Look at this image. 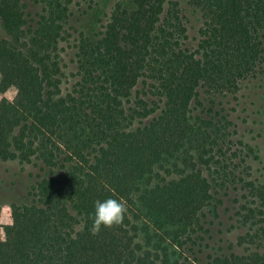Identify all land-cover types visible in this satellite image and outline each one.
<instances>
[{"label":"trees","instance_id":"16d2710c","mask_svg":"<svg viewBox=\"0 0 264 264\" xmlns=\"http://www.w3.org/2000/svg\"><path fill=\"white\" fill-rule=\"evenodd\" d=\"M187 2L195 49L177 2L121 0L79 34L64 89L74 0H0V161L48 172L33 204L0 206V264H264L255 150L218 102L263 71L264 0ZM108 198L124 217L93 235ZM228 202L242 233L204 256Z\"/></svg>","mask_w":264,"mask_h":264},{"label":"rangeland","instance_id":"374dc122","mask_svg":"<svg viewBox=\"0 0 264 264\" xmlns=\"http://www.w3.org/2000/svg\"><path fill=\"white\" fill-rule=\"evenodd\" d=\"M177 2L182 11L184 23L188 29L186 46L195 49L199 41V30L202 25L200 13L190 6L187 0H173ZM121 0H74L72 17V37L70 43L64 44L66 51L63 53L64 66L68 79L65 80L64 89L71 86L74 70V47L81 32L98 33L106 23L108 16L117 3ZM36 12L38 8L32 6ZM7 34L0 21V38ZM220 107L226 110L234 125V140H241L255 150L248 157V164L252 167L254 179L264 184V68L256 77L245 81L236 96L229 95L218 100ZM48 175L42 164L34 161L28 165L18 162L0 161V206L4 210V221L9 218L10 205H31L35 201L34 193L37 183ZM227 208L221 210V217L212 226L211 239L207 241L209 247L205 255L216 253L220 246L226 247L230 242H235L242 230L234 228L232 202L227 203ZM231 208L232 211H229ZM1 233V232H0ZM192 264H199L192 262Z\"/></svg>","mask_w":264,"mask_h":264},{"label":"clouds","instance_id":"9594fccd","mask_svg":"<svg viewBox=\"0 0 264 264\" xmlns=\"http://www.w3.org/2000/svg\"><path fill=\"white\" fill-rule=\"evenodd\" d=\"M126 212L123 200L108 198L97 200L94 204L90 231L93 235L99 234L102 228H111L119 225Z\"/></svg>","mask_w":264,"mask_h":264}]
</instances>
